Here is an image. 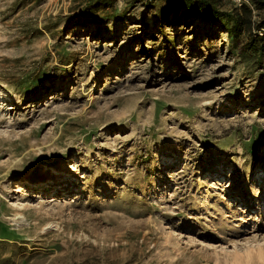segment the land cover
Returning <instances> with one entry per match:
<instances>
[{"label":"rangeland","instance_id":"1","mask_svg":"<svg viewBox=\"0 0 264 264\" xmlns=\"http://www.w3.org/2000/svg\"><path fill=\"white\" fill-rule=\"evenodd\" d=\"M167 1L0 0V264H264V60Z\"/></svg>","mask_w":264,"mask_h":264},{"label":"trees","instance_id":"2","mask_svg":"<svg viewBox=\"0 0 264 264\" xmlns=\"http://www.w3.org/2000/svg\"><path fill=\"white\" fill-rule=\"evenodd\" d=\"M114 0H85L83 11L90 19L97 20V11ZM228 5V8L223 6ZM159 10V18L168 20L171 12L175 17L171 24L193 18L223 27L232 41V49L240 58L254 66L264 60V0H249L236 6L227 0H168ZM162 12V13H161ZM77 18H83L77 14ZM84 20L88 17H84ZM82 20V19H81ZM172 20V19H171ZM84 23V21H82ZM262 31L258 34V31Z\"/></svg>","mask_w":264,"mask_h":264},{"label":"built area","instance_id":"3","mask_svg":"<svg viewBox=\"0 0 264 264\" xmlns=\"http://www.w3.org/2000/svg\"><path fill=\"white\" fill-rule=\"evenodd\" d=\"M229 2H231L232 4L236 5V6H240L243 3H248L249 0H227ZM262 31H258V34H260Z\"/></svg>","mask_w":264,"mask_h":264}]
</instances>
